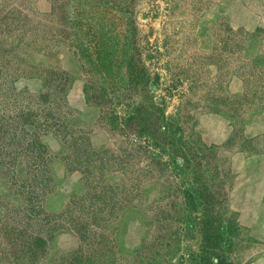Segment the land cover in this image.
Here are the masks:
<instances>
[{
  "label": "rangeland",
  "instance_id": "1",
  "mask_svg": "<svg viewBox=\"0 0 264 264\" xmlns=\"http://www.w3.org/2000/svg\"><path fill=\"white\" fill-rule=\"evenodd\" d=\"M247 37L264 45V0H0V264H199L203 249L264 264V133L243 134L264 70ZM94 40L106 77L79 52ZM140 105L158 107L160 140L123 129Z\"/></svg>",
  "mask_w": 264,
  "mask_h": 264
},
{
  "label": "trees",
  "instance_id": "2",
  "mask_svg": "<svg viewBox=\"0 0 264 264\" xmlns=\"http://www.w3.org/2000/svg\"><path fill=\"white\" fill-rule=\"evenodd\" d=\"M250 37V35H249ZM249 37L245 38L242 42L241 50L244 49ZM91 44H89L85 48H81L79 52L85 53L82 54L83 57H87V62L89 65H92L96 72L101 74L103 77H106V71L108 64L106 63L105 59V50L103 49L101 44L97 43V40L90 41ZM226 43V42H224ZM124 60V59H123ZM112 63V62H111ZM127 63V74H128V81L131 83H134L139 77L141 78V81H144L145 76V68L140 63V59L136 58L133 54L128 55L126 58ZM250 66L255 69L264 70V66L257 65L255 63H250ZM217 101V100H216ZM214 111H219V109H214ZM129 115L127 117H122L123 123H121L124 130H135L136 132L140 133H147L155 137L156 139H161V133L163 132V128H161L160 125V113L158 111V107L153 105L150 106V108L145 109L142 105L139 107H136L134 110L130 111L128 113ZM119 118V117H118ZM205 147V146H204ZM202 203V208L204 211H211L210 208L213 204V194H202L199 193ZM205 217H208L209 215H204ZM203 216V217H204ZM210 221V216L208 218V222ZM211 229V226L207 224V227L204 228V237H203V243L204 245H210L211 240L214 237L209 236V230ZM215 243V241H214ZM203 245V247H204ZM199 264H212L211 260L207 257V252L203 249L201 252V258L199 261Z\"/></svg>",
  "mask_w": 264,
  "mask_h": 264
},
{
  "label": "crops",
  "instance_id": "3",
  "mask_svg": "<svg viewBox=\"0 0 264 264\" xmlns=\"http://www.w3.org/2000/svg\"><path fill=\"white\" fill-rule=\"evenodd\" d=\"M261 46H264L263 44H261V40L259 38L253 37L248 39L244 47V53L252 57V60L256 64H264V51H262V49L264 48H262ZM227 89L233 95H240L245 90L241 79L238 77H233L228 82ZM214 118L218 120L217 117ZM225 118L227 119V116H225ZM224 120L217 122V124L222 127H216L213 125L209 126L208 130L212 132V136L214 137L213 139H210L211 141L214 142L216 140H223L229 137L231 132V127L228 125V122L226 123ZM227 120L229 121V119ZM263 133H264V106L250 111L243 122V134L247 138L254 137Z\"/></svg>",
  "mask_w": 264,
  "mask_h": 264
}]
</instances>
